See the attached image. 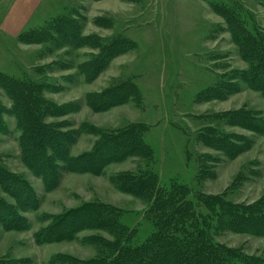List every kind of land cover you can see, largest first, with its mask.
<instances>
[{
    "label": "rangeland",
    "instance_id": "374dc122",
    "mask_svg": "<svg viewBox=\"0 0 264 264\" xmlns=\"http://www.w3.org/2000/svg\"><path fill=\"white\" fill-rule=\"evenodd\" d=\"M13 1L0 0V74L42 85L39 96L47 101V109L41 124L52 130L58 147L45 142L51 170L41 174L39 165H32V141L17 126L16 116H0V176H17L28 186L19 199L12 180L0 184V210L5 212L0 217V264H65L69 258L98 256L94 238L112 239L105 231L85 229L61 241L43 237L66 214L90 202L119 208L121 223L137 230V242L145 241L154 230L145 214L148 203L111 181L114 174L135 171L142 161L135 156L110 161L103 147L110 132L132 124L145 127L154 154L151 168L161 182L176 177L195 193L236 203L264 196V129L255 132L228 122L234 115L264 126V91L246 79L249 63L211 7L235 0H42L28 26L10 36L1 21ZM237 1L248 30L264 36V0ZM55 16L72 19L81 38L124 39V51L89 79L82 66L100 55L99 48L77 46L65 36L57 42L20 41L19 34L27 29L45 28L57 35L48 25ZM221 80L233 83L236 91L224 99L210 98ZM125 82L140 91L138 103L130 99L107 108L98 105L100 93ZM0 102L13 111L1 87ZM209 128L232 137L238 153L225 154L197 141L201 135L213 138ZM91 153L98 154L96 169L79 171L68 162ZM202 155L213 158L208 163L212 175L198 181ZM215 238L247 255L264 257V236L225 231Z\"/></svg>",
    "mask_w": 264,
    "mask_h": 264
},
{
    "label": "trees",
    "instance_id": "16d2710c",
    "mask_svg": "<svg viewBox=\"0 0 264 264\" xmlns=\"http://www.w3.org/2000/svg\"><path fill=\"white\" fill-rule=\"evenodd\" d=\"M230 2L232 4L227 5L211 3L212 10L224 19L241 55L249 63L250 69L246 79L250 85L259 86L264 91V36H259L254 29L250 32L243 23L245 11L242 4L237 0ZM73 23L68 17L55 16L48 21V25L57 35L45 28L34 32L27 29L19 34V39L25 43L57 42L65 36L77 46L89 44L99 48L100 55L82 66L83 74L89 79L94 78L113 56L124 51L121 48L126 46V41L116 39L104 42L94 36L81 38L74 32ZM41 86L33 81H21L0 74V87L13 102V111L5 108L0 102V116L11 112L16 116L17 126L32 141V165L37 168L38 164L37 171L43 174L44 170L48 173L51 170L43 149L45 142H54V134L41 124L47 109V101L39 96ZM212 89V99H224L236 91L235 85L225 80L219 81ZM140 94L134 84L125 82L111 88L109 92L100 93L96 101L98 105L107 108L130 99L138 103ZM228 122L255 132L264 129L262 124L247 117L233 115L228 118ZM207 130L213 134V138H204L201 135L196 140L225 154L238 153L232 137L216 128ZM144 131L145 127L140 123L112 131L103 147L104 152H109L110 161H120L129 156L141 159L142 165L140 164L138 169L114 174L111 181L123 193L148 203L145 214L152 222L154 230L145 241L137 242V230L121 223L119 208L101 202L85 203L66 214L67 216L62 218L56 227L49 229L43 237L52 236L55 239L51 241H61L73 239L79 231L95 229L105 231L112 239L96 236L94 240L100 248L98 256L88 260L69 258L65 264H264V257L247 255L240 249L217 242L215 238L225 231L264 236V196L253 203H236L219 195L195 193L191 186L176 177L169 183L161 182L159 174L151 168L154 154L145 140ZM57 145L56 141L52 143L53 147L57 148ZM188 154L187 150V159ZM97 155L91 153L68 162L79 171L92 170L100 167ZM212 159L207 155L200 156L196 180L203 181L211 177L208 163L213 161ZM6 179L12 180L13 193L21 199L19 195H24V188L28 187L25 181L14 175H7ZM6 179L0 176V184L7 183ZM5 187L8 188L7 185ZM0 207H4L2 202ZM2 211L0 210V217L3 216Z\"/></svg>",
    "mask_w": 264,
    "mask_h": 264
},
{
    "label": "crops",
    "instance_id": "0c3cea01",
    "mask_svg": "<svg viewBox=\"0 0 264 264\" xmlns=\"http://www.w3.org/2000/svg\"><path fill=\"white\" fill-rule=\"evenodd\" d=\"M42 0H14L9 11L3 16L1 29L10 36L26 28Z\"/></svg>",
    "mask_w": 264,
    "mask_h": 264
}]
</instances>
